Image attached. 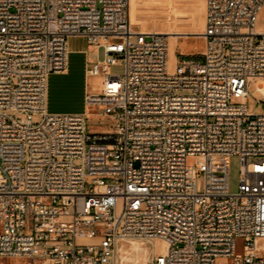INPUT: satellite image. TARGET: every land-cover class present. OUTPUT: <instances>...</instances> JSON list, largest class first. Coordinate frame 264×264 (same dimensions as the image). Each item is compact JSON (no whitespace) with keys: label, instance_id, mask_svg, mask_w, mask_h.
<instances>
[{"label":"built area","instance_id":"built-area-1","mask_svg":"<svg viewBox=\"0 0 264 264\" xmlns=\"http://www.w3.org/2000/svg\"><path fill=\"white\" fill-rule=\"evenodd\" d=\"M130 2L0 0V259L127 264L120 246L139 239L165 243L150 264H264V113L246 103L264 0H206L205 50L174 62L167 33L131 29ZM72 36L103 49L85 66L101 87L83 112H49Z\"/></svg>","mask_w":264,"mask_h":264},{"label":"rangeland","instance_id":"rangeland-1","mask_svg":"<svg viewBox=\"0 0 264 264\" xmlns=\"http://www.w3.org/2000/svg\"><path fill=\"white\" fill-rule=\"evenodd\" d=\"M261 21L264 22V13L261 14ZM259 37L257 38V40ZM256 40V42H257ZM68 47L70 50V63L67 74L53 73L49 80V96H48V111L49 112H83L85 111L86 84L88 87L98 89L99 79L91 78L86 80L85 76V55L79 51L86 47V41L80 36H72L69 38ZM98 53V54H97ZM87 58L96 60L97 57H104L103 49L97 51L96 47H92L87 52ZM182 58V57H180ZM124 70L122 65H114L111 68L112 73L120 74ZM264 85V79L255 78L249 83V96L246 100L247 108L253 113H264V97L256 93V86ZM88 129L91 131H104L113 125V121L105 116H90L87 120ZM75 163H78L75 161ZM241 161L237 155L230 158L229 183L230 191L236 192L241 177ZM205 186L203 174L197 176V191L202 192ZM141 241V240H139ZM144 241V240H142ZM158 241V240H157ZM147 242V241H145ZM162 242V241H161ZM149 246L154 247L157 253H162L160 245L153 242H147ZM0 260H6L2 258ZM220 261L217 264H220ZM127 262V261H125ZM133 261H128L127 264H132Z\"/></svg>","mask_w":264,"mask_h":264},{"label":"crops","instance_id":"crops-1","mask_svg":"<svg viewBox=\"0 0 264 264\" xmlns=\"http://www.w3.org/2000/svg\"><path fill=\"white\" fill-rule=\"evenodd\" d=\"M130 26L136 32L167 33L172 62L180 57L197 56L206 46V40L201 36L206 27V0H131ZM88 50L86 45L79 51L85 55V66ZM0 264L30 262L23 258H6L0 260Z\"/></svg>","mask_w":264,"mask_h":264},{"label":"bare ground","instance_id":"bare-ground-1","mask_svg":"<svg viewBox=\"0 0 264 264\" xmlns=\"http://www.w3.org/2000/svg\"><path fill=\"white\" fill-rule=\"evenodd\" d=\"M68 72V70H67ZM66 72V73H67ZM99 79L98 89L101 87V78ZM153 243L160 245L159 251L165 250V243L161 241H152ZM264 247V239L261 240ZM120 258L124 261H133L132 264H150L152 261V253L156 251L154 247L149 246L145 241H139V239H131L120 246Z\"/></svg>","mask_w":264,"mask_h":264}]
</instances>
